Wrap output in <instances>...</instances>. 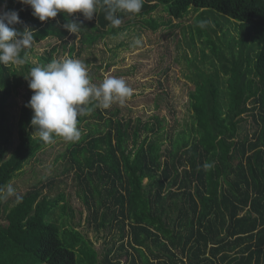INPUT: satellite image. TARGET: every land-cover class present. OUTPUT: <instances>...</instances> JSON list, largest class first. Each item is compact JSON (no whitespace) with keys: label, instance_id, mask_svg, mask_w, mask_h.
I'll return each instance as SVG.
<instances>
[{"label":"trees","instance_id":"1","mask_svg":"<svg viewBox=\"0 0 264 264\" xmlns=\"http://www.w3.org/2000/svg\"><path fill=\"white\" fill-rule=\"evenodd\" d=\"M5 6L19 13V30H34L35 44L55 41L43 56L23 49L21 67L0 64L5 190L63 139L35 138L26 104L13 124L10 101L29 89L25 78L36 67L30 54L46 65L57 53L74 58L132 30L163 28L173 36L179 30L177 62L186 63L194 88L191 124L171 132L156 116L154 122L124 120L120 110L98 107L95 100L79 116L81 138L60 158L68 163L65 171L74 172L97 232L118 231L110 248L98 252L73 228L65 191L44 193L52 179L18 194L20 200L4 202L0 193V264H264V0H144L139 13H117L119 27L110 25L100 5L90 21L72 15L83 21L77 34L63 29L66 13L41 22L19 0H0V9ZM202 20L210 23L201 27ZM249 117L253 133L246 128ZM14 128L18 144L12 148Z\"/></svg>","mask_w":264,"mask_h":264},{"label":"rangeland","instance_id":"2","mask_svg":"<svg viewBox=\"0 0 264 264\" xmlns=\"http://www.w3.org/2000/svg\"><path fill=\"white\" fill-rule=\"evenodd\" d=\"M2 10L1 8L0 11ZM221 18L225 22L223 16ZM178 37L182 38L179 30H176L175 36L163 28L156 33L147 30H132L114 39L107 37L104 41L96 43L92 48L84 50L72 59L85 62L92 82L97 85L107 76L125 79L127 85L133 89L132 96L127 98L124 103L113 100L108 107L120 110L122 119L154 122V116H156L164 122L166 132H171L175 129H183V126L191 124L192 121L188 96L194 86L186 77L190 72L185 68L184 60L181 59V63L177 62ZM70 42H73L72 38ZM122 43L126 45L120 47ZM54 44L55 41L51 40L41 44L32 42L31 46L25 49L32 48L37 56H43ZM199 47L198 44L197 49ZM112 51H117L118 55H112ZM66 58H71L68 52H60L55 55V59ZM29 63L35 66L40 65L38 59L32 54L29 55ZM17 66L21 67V65ZM30 98L29 89L24 87L10 101L9 111L13 124L17 122L21 108L28 103ZM248 121L246 128L250 130V133H253L256 127L250 117ZM15 128L12 148L18 144V133ZM33 134L35 138H39L35 127H33ZM71 143L61 139L53 146L46 148L25 167L11 184L17 194H24L34 184L39 182L47 184L49 180L54 179L55 184L51 188L44 187V193L57 195L59 192L65 191L75 212L74 219L70 218V220L73 219V228L78 229L95 245L96 250L102 253L110 248L113 243L112 239L117 236L118 231L115 230L113 235L103 231L97 232L96 226L89 219V212L77 193L74 172H66L68 163L60 158L67 153ZM168 146L169 143L166 142L164 148ZM10 198L7 197L3 200L6 202ZM123 262L125 261L123 260Z\"/></svg>","mask_w":264,"mask_h":264},{"label":"clouds","instance_id":"3","mask_svg":"<svg viewBox=\"0 0 264 264\" xmlns=\"http://www.w3.org/2000/svg\"><path fill=\"white\" fill-rule=\"evenodd\" d=\"M21 4L30 6L32 15L45 22L56 18L59 13H66L67 18L62 27L69 33L77 34L83 21L72 19L75 13H81L85 20H92L97 14L98 6L105 9V19L112 27L122 23L117 15L123 11L139 13L144 0H19ZM16 10L0 11V64L23 65L25 60L20 53L30 47L34 40V30L25 26L19 30L16 26L22 24ZM210 21H200L205 27ZM28 87L32 95L26 107L33 112L31 125L35 127L39 138L44 143L54 142L55 137H61L67 142H76L81 138L78 128V118L86 111L92 100L97 101L101 108L110 107L113 100L120 103L131 97L133 89L123 78L107 76L98 85L92 82L85 62L79 59H53L46 65H38L30 69ZM205 167H208L206 164ZM2 198L15 196L22 199L15 188L9 183L0 186Z\"/></svg>","mask_w":264,"mask_h":264}]
</instances>
